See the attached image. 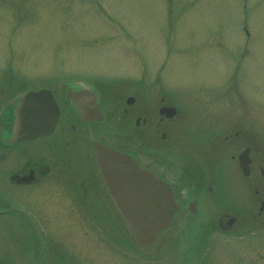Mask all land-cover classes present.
Segmentation results:
<instances>
[{"label": "rangeland", "instance_id": "374dc122", "mask_svg": "<svg viewBox=\"0 0 264 264\" xmlns=\"http://www.w3.org/2000/svg\"><path fill=\"white\" fill-rule=\"evenodd\" d=\"M100 1L109 11L122 14L134 29L135 43L145 58L141 62L146 79H140L131 65L136 55L128 52V57V42L117 39L115 30L100 21L94 0H0V81L13 76L15 81L27 79L38 85L44 76H55L56 72L72 76L74 70L94 76L133 78L142 93L161 90L171 105L193 121L189 123L198 127L196 136L204 153L214 152L207 140L228 132L231 122H253L254 129L264 133V0ZM17 16L22 18L18 34L13 35L18 50L10 61L3 53L7 35L1 36ZM246 49L249 55L240 56ZM182 129L189 131L187 126ZM220 135L221 141L224 136ZM220 146L216 156L221 158L224 181L231 178V152L227 142ZM210 159L208 155L203 158L208 169L212 167ZM188 177H192L190 171ZM194 194L198 216L178 215L179 222L160 237L164 243L150 251L137 248L129 237L123 239L121 248L111 243L107 249L96 227L94 233L86 232L87 237H94L99 250L91 255L93 248L84 247L92 256L89 260L79 252L85 244L80 232L69 235L63 247L81 264H176L184 259L185 264H249L250 257L251 264H263L264 232L244 242L213 232L205 240L200 239L201 226L212 222L215 214L204 191ZM231 203L230 192L219 187L215 209L230 208ZM50 224L59 226L51 220L45 227L48 229ZM50 236L57 238V232L53 229ZM9 241L8 232L1 231L0 259L14 262L20 251L27 250ZM72 241H76L75 247ZM52 243L60 246L57 239ZM162 256L166 259L157 263L141 261ZM49 257L50 253L43 255L44 264H50Z\"/></svg>", "mask_w": 264, "mask_h": 264}, {"label": "water", "instance_id": "95a60500", "mask_svg": "<svg viewBox=\"0 0 264 264\" xmlns=\"http://www.w3.org/2000/svg\"><path fill=\"white\" fill-rule=\"evenodd\" d=\"M43 93H29L18 103L17 123L20 128L34 133L37 126H28L25 108L33 97ZM97 161L131 235L140 247H150L159 231L166 229L171 222L177 206L167 184L141 171L127 156L102 147L97 149Z\"/></svg>", "mask_w": 264, "mask_h": 264}, {"label": "flooded vegetation", "instance_id": "af4514ba", "mask_svg": "<svg viewBox=\"0 0 264 264\" xmlns=\"http://www.w3.org/2000/svg\"><path fill=\"white\" fill-rule=\"evenodd\" d=\"M162 121V119H161ZM242 148H248L249 149V154L251 150V146L247 142H242L241 143ZM263 162V161H262ZM33 165V166H31ZM262 167L261 162L255 163V160L251 158L250 156V164H249V170L247 176L244 178H239L238 180V185L242 186L243 190L249 191V192H254V187L257 186V178H256V172L259 170L262 175H263V182H264V170ZM34 172V183L29 185L25 190L27 191L25 194L22 196V201L23 202H29V201H36L41 196H43V193L45 192V189H47V181H48V174L51 172V169L49 168L48 164L45 163L44 161L42 162H32L30 160H25L21 162L18 167H16L12 173L14 174L15 177H22L25 176L28 172L32 171ZM257 193V191H256ZM237 202L238 205H236L235 210L233 211L232 216L234 217V224L237 223L239 220L244 218L248 213H250V210L248 208L251 207L253 210L254 207V202H257V199H254L253 196L248 199H243L241 198L240 200V194L237 190ZM259 207L258 210L263 211L264 207V196L259 200ZM37 202V201H36ZM241 206V207H240ZM244 207V209H240ZM261 211V212H262Z\"/></svg>", "mask_w": 264, "mask_h": 264}]
</instances>
